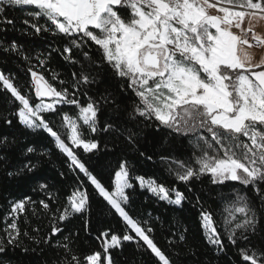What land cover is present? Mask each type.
<instances>
[{
  "label": "snow or ice",
  "instance_id": "1",
  "mask_svg": "<svg viewBox=\"0 0 264 264\" xmlns=\"http://www.w3.org/2000/svg\"><path fill=\"white\" fill-rule=\"evenodd\" d=\"M11 6L30 8L22 23L31 34L66 37L61 54H67L65 59L76 70L71 73V83L64 86L65 81H60L58 88L54 83L58 73L46 78V59L37 56L36 64L31 65L32 56L23 45L12 41L5 46L0 41V50L29 64L23 87L14 75L0 70V88L10 95L15 108L12 115L19 124L46 133L66 157L69 170L83 174L86 181L77 183L55 211V197L47 183L38 182L32 189L45 193L46 199L37 202L25 196L11 201L5 217L9 222L0 230V255L9 248L25 254L39 250L41 255L55 249V264H114L109 250L122 241H134L153 256L154 264H176V257L155 240L149 221L136 219L127 210L130 197L126 189L134 187L127 159L120 160L114 179L106 186L78 154L80 149L84 153L99 151L100 143L91 134L103 131L113 143L122 139L135 149L144 129L153 128L168 137L186 139L190 147L186 159L171 153L159 158L175 180L187 186L207 175L213 184L232 181L242 186L244 194L233 189L234 198L231 194L227 198L222 228L214 213L195 197L199 229L217 255L232 247L239 264H264V34L256 33L251 24L264 19V0H0V24L14 25V20L3 16ZM41 19L44 24L39 23ZM91 48L95 59L86 50ZM252 48H259L261 54L250 52ZM73 49L81 50L83 62L73 58ZM109 79L115 81V88L106 83ZM93 86L96 92L89 96ZM78 93L87 100L78 99ZM61 105L74 106L75 115L62 112ZM51 116L60 118L63 133ZM4 122L13 123L7 118ZM11 143L15 141L0 137V149ZM47 154L48 149L38 152L25 145L14 165L0 157V171L9 178L27 176L38 168L31 156ZM145 158L151 160L152 156ZM135 180L169 205L182 208L185 201L191 203L177 187L143 176ZM85 182L122 219L125 231L122 236L100 233L97 239L106 238L102 250L82 257L73 247L71 234L62 240L56 237L64 232L63 222L76 215L84 217L89 211ZM37 203L46 214L51 213L46 235H37L39 229L29 232L21 227L28 205ZM88 225L85 218V231ZM172 226L177 229L170 233L176 243L170 242L169 248H180L187 243L188 228L179 221ZM26 239L31 241L28 247L24 246ZM253 239L258 240L257 246Z\"/></svg>",
  "mask_w": 264,
  "mask_h": 264
},
{
  "label": "trees",
  "instance_id": "2",
  "mask_svg": "<svg viewBox=\"0 0 264 264\" xmlns=\"http://www.w3.org/2000/svg\"><path fill=\"white\" fill-rule=\"evenodd\" d=\"M28 7L11 6L6 8L3 16L14 20V25L0 24V41H4L5 46L16 41L23 45L32 56L31 65L36 64V57L46 59V78H50L52 73H58V80L54 81L56 86L61 87L60 81H65V85L71 83V73L76 69L62 55V50L67 43V38L62 35L52 33L31 34V29H25L23 20L28 18ZM2 18V17H0ZM44 24V20L39 21ZM94 59L96 52L94 48L86 49ZM50 53V55H49ZM73 58L82 59V52L73 49ZM29 66L15 54H6L0 50V70L6 74L14 75L16 83L21 87L25 85V70ZM76 67H79L77 65ZM113 88L116 87L115 81L107 80ZM103 87V86H101ZM95 86L88 95H94ZM82 102L87 100L86 96L77 94ZM62 112L75 115L74 106L61 105ZM15 111L10 95L0 88V137L7 136L11 143L6 149H0V157H7L10 164H16L21 159V151L25 145L36 147L39 151L48 149V154L42 158L31 156L32 162L38 164V168L24 177L9 178L4 171H0V230L9 222L5 219L9 209V204L13 200L23 199L25 196L31 197L33 201L46 199V195L39 190L32 189L38 182L49 184V190L55 199L52 200V208H57L65 204L67 196L73 187L80 181H86L83 174L69 170L66 157L61 154L52 144L50 138L41 130L32 131L19 124L18 120L12 115ZM5 118L13 121L12 125L5 124ZM63 133L65 129L61 126L58 116L49 117ZM105 114L100 115V124L103 126ZM82 123V122H81ZM85 135L88 133L85 130ZM100 143L99 151L95 153H84L82 149L78 154L88 164L90 171L98 176L107 186L114 179V170L118 167L120 160L127 159L131 169L132 189H126L130 197L127 210L136 219L148 220L149 225L155 231V240L162 248L167 249L176 257V264H239L235 255L236 249L229 247L224 254L217 255L203 239L202 232L198 224V207L194 208L195 197L200 198V203L214 213V218L222 228L224 210L229 206L228 197L234 198L233 189L244 194L242 186L238 182L226 181L223 184H213L209 176H202L199 180L191 181L187 186L175 178L167 171L165 166L160 163L161 155L171 153L179 159H186L190 154V147L187 140L179 137H168L165 133H157L153 128H145L139 143L135 149L128 146L123 140L113 143L112 137L103 131L91 134ZM145 153L141 156L140 153ZM146 156H152L151 160ZM0 167H3L0 165ZM8 171L13 170L8 168ZM60 173H64L63 176ZM136 176H143L145 179L152 178L158 183H164L169 188L177 187L180 191L189 196V200L183 203L180 208L169 205L165 201H160L154 197L146 188H141ZM83 187L90 196V208L84 217L74 216L69 221L63 222L60 226L64 228L62 235L58 234L56 239L62 240L63 236L71 234L74 239L73 247L82 257L94 251H101V244L106 239L100 237V233L109 232L122 236L125 225L122 219L114 214L106 202L96 193L94 186L85 182ZM191 188L192 192H187ZM225 197L226 199H222ZM35 211V215H33ZM89 220L88 230L85 231L84 219ZM179 221L188 228L187 243L180 248H169V243H176L175 236L170 233L177 231L172 225ZM51 226V213H45L39 203L35 207L28 205V213L22 216L21 227H26L29 232L39 229L37 235H46ZM110 238V236L108 237ZM107 238V239H108ZM55 243V241H54ZM254 246L258 245V240L253 239ZM31 245V241L24 240V246ZM114 264H154L153 256L144 248H140L134 241H122L121 244L109 250ZM55 249H48L42 255L39 250L35 254H25L21 249L9 248L8 251L0 255V264H55Z\"/></svg>",
  "mask_w": 264,
  "mask_h": 264
},
{
  "label": "rangeland",
  "instance_id": "3",
  "mask_svg": "<svg viewBox=\"0 0 264 264\" xmlns=\"http://www.w3.org/2000/svg\"><path fill=\"white\" fill-rule=\"evenodd\" d=\"M211 14H216V10L215 9H210L209 10ZM251 24L253 26V30L258 33V34H264V19H256V20H252ZM248 24L247 22L245 23V27H247ZM250 52H255L257 54H261V50L259 48H252L249 49ZM110 239V238H108ZM105 240V239H104Z\"/></svg>",
  "mask_w": 264,
  "mask_h": 264
}]
</instances>
